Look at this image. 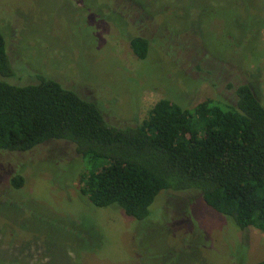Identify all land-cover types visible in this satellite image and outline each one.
I'll use <instances>...</instances> for the list:
<instances>
[{
  "label": "rangeland",
  "instance_id": "rangeland-1",
  "mask_svg": "<svg viewBox=\"0 0 264 264\" xmlns=\"http://www.w3.org/2000/svg\"><path fill=\"white\" fill-rule=\"evenodd\" d=\"M0 32L13 64L76 90L113 125L142 123L162 99L231 104L243 83L264 106V0H0ZM135 36L149 41L145 59L130 48ZM84 171L68 142L0 151V264L264 260V232L239 230L191 192L161 193L136 221L95 207Z\"/></svg>",
  "mask_w": 264,
  "mask_h": 264
},
{
  "label": "trees",
  "instance_id": "trees-1",
  "mask_svg": "<svg viewBox=\"0 0 264 264\" xmlns=\"http://www.w3.org/2000/svg\"><path fill=\"white\" fill-rule=\"evenodd\" d=\"M129 44L146 58V38ZM28 73L11 62L0 32L1 152L68 142L85 168L81 192L97 208L142 221L161 193L191 192L239 230L264 232V106L252 85H236L231 104L207 99L188 109L162 99L142 123L113 125L76 90ZM10 185L22 188L24 177L13 174Z\"/></svg>",
  "mask_w": 264,
  "mask_h": 264
}]
</instances>
